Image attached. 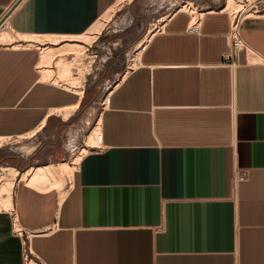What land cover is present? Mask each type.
<instances>
[{"label":"crops","instance_id":"obj_1","mask_svg":"<svg viewBox=\"0 0 264 264\" xmlns=\"http://www.w3.org/2000/svg\"><path fill=\"white\" fill-rule=\"evenodd\" d=\"M16 1L0 0V21ZM101 1L21 0L0 25L16 35L0 42V136L38 132L57 164L83 93L42 81L39 52L75 40L111 0ZM223 5L196 2V31L184 9L149 24L160 29L108 92L101 143L63 198L61 183L39 191L17 178L13 207L0 210V264H24L26 244L45 264H264V60L223 57ZM240 34L264 59V12L245 17ZM48 87L74 99L45 102ZM70 105L67 118L51 111Z\"/></svg>","mask_w":264,"mask_h":264},{"label":"rangeland","instance_id":"obj_2","mask_svg":"<svg viewBox=\"0 0 264 264\" xmlns=\"http://www.w3.org/2000/svg\"><path fill=\"white\" fill-rule=\"evenodd\" d=\"M204 1L205 0H177L176 2H172L171 0H122L121 6L114 10L97 37L91 43L85 45L83 51L81 50L79 52L80 55H64L66 61H73L69 64V66H71L69 73L70 77H76L79 80L78 84L80 86L83 85L84 92L78 108L73 111L72 116L68 120H65L66 126L63 131L62 139L67 144L68 150L63 159L59 162H70L86 144V136L95 125L104 106L108 92L117 84L119 81L118 79L124 75V71H128L130 67L134 66L135 60L137 59L135 47L140 41L144 40V38L146 43L148 41L146 37L148 38L151 33L156 31V28H153V25L150 26L149 24L161 17V20L165 21L169 17V14L179 9H184L193 17H197L199 11L195 9L194 5L196 2L202 3ZM221 1L225 4L224 1L226 0ZM243 2H245V0H238V8L233 9H240ZM99 12V10H95V15ZM73 55L77 57V60L75 59L76 61H74V58L71 60ZM120 65H122V68H120ZM53 66L55 69L58 68L56 65ZM42 89L44 88L38 86L34 89L33 93ZM84 94L86 103L84 106H81ZM42 98L45 102L49 103L51 101L71 100L74 99V96L48 87L43 91ZM51 111L62 119L60 111ZM42 140L38 132L4 139L0 146V167L5 165H13V167H16L15 163L23 167H29L30 165L53 162L57 170L59 184L61 183L60 189L64 190L69 183L68 179L71 174L69 173V175H67L66 172L63 170L61 171L60 165L57 164V160L49 156L45 157L41 150L42 144H39V142H43ZM94 143V146L89 147V150L94 149L95 146L98 145L97 141ZM31 146H35L34 150L31 153H27L26 149ZM16 168L21 171L18 167Z\"/></svg>","mask_w":264,"mask_h":264},{"label":"bare ground","instance_id":"obj_3","mask_svg":"<svg viewBox=\"0 0 264 264\" xmlns=\"http://www.w3.org/2000/svg\"><path fill=\"white\" fill-rule=\"evenodd\" d=\"M94 1L95 3L97 2L100 3L101 0H94ZM171 1L176 2L177 0H171ZM121 2L122 0H111L107 6L102 8L101 11L97 15H95L93 22L89 24L83 31H81L80 33H77L78 35L76 36H71L73 34L71 35L69 34L71 37H75L76 38L75 40H68V41L65 40V41L57 43L60 38L64 37L62 34H59V36L54 35L52 37L51 36L43 37V36H34V35H20L21 37H24V38H35L42 42L45 39H47V40L54 41V43H57V44H52V45H45L43 47L41 46L40 59H39L38 66H37L39 73H40V79L42 81H47L53 84L62 85L66 88H69L75 91L76 94L82 95L83 85L80 86L78 84L79 80L76 77L71 78L69 74L70 67H71L69 66V64L73 62L71 61L73 60V58H74V61H76L77 57H74L75 55H73L72 59L70 60L71 62H68L66 61V57L64 55L79 54L81 50L83 51V49L85 48V45L87 43H91L97 37L98 33L101 31L106 21L111 17L114 10L117 9L119 6H121L120 5ZM237 2L238 0H226L223 8L224 9L238 8L239 4ZM200 15H201V12H200ZM194 18L196 17H193V19ZM152 34L153 33H151L150 36ZM150 36L147 38L145 35L146 39H149ZM15 37L16 35L12 34L10 30L0 29V42L12 41ZM65 37H68V36H65ZM144 45H145V38L144 40L140 41L135 47L136 58H138ZM15 47H22V45H15ZM53 65L58 66V68L55 69ZM75 107L76 105H70V106H66L63 108H59L56 111H60L62 116L64 118H67L72 113ZM33 132H30L28 134H31ZM99 133H100V115L98 116L97 121L95 125L92 127L91 131L87 134L86 144L80 149L79 153L76 155L74 154L75 156L71 159L70 162L68 161L60 162L59 165H60L61 171L63 170L64 172L67 173V175H69V173L72 175V171L75 168L76 164L80 161L82 155L87 153L90 149L89 147L93 146L95 144L94 142L99 139ZM28 134H25V135H28ZM25 135H20V136H25ZM7 138H8L7 136L6 137L0 136V146H1V142ZM32 149H33L32 146L28 147L26 149V152L29 153ZM16 177L21 178L22 180L25 181L27 185L39 191H48L54 187L59 186V178H58L57 170L55 168L54 163L53 164L51 163L43 164L42 163L38 165H33L31 167H28L24 171H19L16 167H13V165L12 166L11 165L1 166L0 167V210H10L13 207V201H12L13 194L12 193H13V186H14ZM64 194H65V190H61L59 192V200L63 198Z\"/></svg>","mask_w":264,"mask_h":264},{"label":"built area","instance_id":"obj_4","mask_svg":"<svg viewBox=\"0 0 264 264\" xmlns=\"http://www.w3.org/2000/svg\"><path fill=\"white\" fill-rule=\"evenodd\" d=\"M225 10L228 14V29L226 32V39L228 41L229 51L225 53L223 57L226 60H228L230 58V55L232 54L235 55L236 53L240 51H245L250 61L253 63L264 60L260 54H258L250 46L247 45V43L244 41V39L242 38L240 34V24H241V21L245 17H248L250 15H259L264 12L263 0H252V1L245 0V2H243L242 7L240 9L226 8ZM200 12L201 11H199V14L197 15L195 19H193V16L189 12H187L190 17L187 28H186L187 31H196L198 29L199 21L201 18ZM153 28H156V30H159L160 25L157 26L156 24H153ZM232 64L233 62H231L229 65H232ZM3 137H6V136H3ZM97 142H98V145L101 143L100 136ZM12 221L16 222V219L14 216H13ZM18 231L19 230L15 229V232H18ZM23 259H24V264H45L40 259H38L37 256H35L32 253L28 244H26V248L23 254Z\"/></svg>","mask_w":264,"mask_h":264},{"label":"water","instance_id":"obj_5","mask_svg":"<svg viewBox=\"0 0 264 264\" xmlns=\"http://www.w3.org/2000/svg\"><path fill=\"white\" fill-rule=\"evenodd\" d=\"M21 0H17L14 5L12 7H10V9L7 11V13L2 17L1 21H0V25L2 24V22L7 18V16L12 12V10L16 7V5L20 2Z\"/></svg>","mask_w":264,"mask_h":264},{"label":"trees","instance_id":"obj_6","mask_svg":"<svg viewBox=\"0 0 264 264\" xmlns=\"http://www.w3.org/2000/svg\"><path fill=\"white\" fill-rule=\"evenodd\" d=\"M121 66L122 65H120V68H121ZM85 94H84V96H83V98H82V101H81V106H84L85 105V103H86V100H85ZM15 166L16 167H18L21 171H23L25 168H27V166L26 167H23V166H21L20 164H18V163H15Z\"/></svg>","mask_w":264,"mask_h":264}]
</instances>
